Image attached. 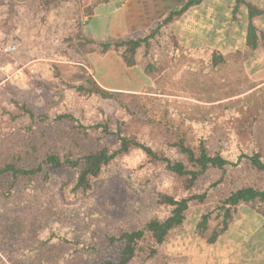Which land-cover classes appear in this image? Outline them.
I'll list each match as a JSON object with an SVG mask.
<instances>
[{"label":"rangeland","instance_id":"rangeland-1","mask_svg":"<svg viewBox=\"0 0 264 264\" xmlns=\"http://www.w3.org/2000/svg\"><path fill=\"white\" fill-rule=\"evenodd\" d=\"M66 4L0 0V158L12 155L29 165L46 152L115 149L116 133L153 154L133 147L118 156L82 197L65 195L69 170L16 190L0 203V264H93L116 256L108 235L165 217L169 208L155 203L158 196L182 194L180 180L160 158L185 160L176 143L184 135L193 142L195 130L204 131L211 152L225 145L250 153L256 145L264 153V84L248 75L246 61L230 54L214 67L210 52H190L161 29L129 67L123 49L103 53L105 41L87 37L86 9ZM91 78L112 95L81 89ZM220 103L231 108L221 112ZM245 186L264 189V174L244 165L210 170L197 185L210 188L209 195L191 203L182 227L195 222L197 230L202 214ZM218 223L213 214L206 233ZM169 236L154 256L142 253L129 264H188L170 252Z\"/></svg>","mask_w":264,"mask_h":264},{"label":"trees","instance_id":"trees-1","mask_svg":"<svg viewBox=\"0 0 264 264\" xmlns=\"http://www.w3.org/2000/svg\"><path fill=\"white\" fill-rule=\"evenodd\" d=\"M201 1L187 0L181 7L172 10L156 28L151 29L145 36L102 43V52L105 53L110 49H123L121 56L125 64L129 67L137 65L135 58L137 50L142 47L149 49L151 42L156 39L163 26L180 17L191 6ZM189 51L198 52L201 50L189 49ZM206 51L210 52L214 67L226 61L225 56L216 50ZM80 87L86 92H96L105 97L112 95L100 87L93 78L86 80V83ZM219 106H224L221 112L231 108L228 104L220 103ZM69 118L75 120L73 116H69ZM196 124L199 127H204L201 122H196ZM195 134L193 142L184 135L176 143L179 151L185 156V160L160 158L180 180L182 189V194L179 196L160 194L156 199L157 205L169 208L168 214L163 218H147L139 228L117 229L106 238L108 248L114 251L116 256L93 264H129L142 253L147 257L154 256L158 247L167 240L168 236L183 225L191 203L206 201L210 188L199 191L197 185L210 170L218 169L226 173L228 168L244 165L247 169L264 174V153L258 146L255 145L250 153L243 149L233 151L225 145L219 146L216 151L211 152L204 131L195 130ZM116 136L118 145L115 149L109 145H98L75 156L70 154L61 156L57 153L46 152L40 157L37 164H21L20 160L12 155L0 158V203L13 199L16 190L23 191L32 189L40 183H50L59 172L66 170L71 172V178L64 185L65 195L70 198L82 197L91 191L98 178L107 173L109 165L118 156L128 153L133 147L142 148L147 153L153 154L150 147L138 140H133L121 133H116ZM221 181L222 179L212 184V187ZM240 204H246L264 214V189L245 186L227 194L212 210L202 214L197 224L198 234L206 237L210 243L215 242L228 229ZM213 214H216L219 223L210 234H207L209 221ZM67 241L69 240L67 239Z\"/></svg>","mask_w":264,"mask_h":264},{"label":"crops","instance_id":"crops-1","mask_svg":"<svg viewBox=\"0 0 264 264\" xmlns=\"http://www.w3.org/2000/svg\"><path fill=\"white\" fill-rule=\"evenodd\" d=\"M186 1L66 0V5L86 9L89 39L113 42L146 35ZM162 29L185 48L216 50L246 61L248 75L264 84V0H202ZM169 250L188 264H264V214L240 204L213 243L198 234L195 222L181 226L170 234Z\"/></svg>","mask_w":264,"mask_h":264},{"label":"built area","instance_id":"built-area-1","mask_svg":"<svg viewBox=\"0 0 264 264\" xmlns=\"http://www.w3.org/2000/svg\"><path fill=\"white\" fill-rule=\"evenodd\" d=\"M12 49H13V47H9V48H8V50H12Z\"/></svg>","mask_w":264,"mask_h":264}]
</instances>
